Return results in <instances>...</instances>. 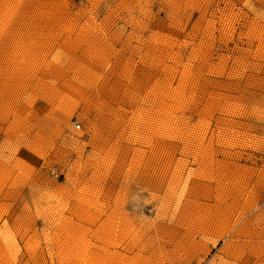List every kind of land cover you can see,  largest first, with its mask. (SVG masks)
I'll list each match as a JSON object with an SVG mask.
<instances>
[{"label": "rangeland", "instance_id": "1", "mask_svg": "<svg viewBox=\"0 0 264 264\" xmlns=\"http://www.w3.org/2000/svg\"><path fill=\"white\" fill-rule=\"evenodd\" d=\"M0 264H264V0H0Z\"/></svg>", "mask_w": 264, "mask_h": 264}, {"label": "built area", "instance_id": "2", "mask_svg": "<svg viewBox=\"0 0 264 264\" xmlns=\"http://www.w3.org/2000/svg\"><path fill=\"white\" fill-rule=\"evenodd\" d=\"M77 127H79V126H77Z\"/></svg>", "mask_w": 264, "mask_h": 264}]
</instances>
